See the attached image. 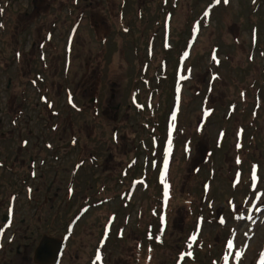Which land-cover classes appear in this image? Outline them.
Masks as SVG:
<instances>
[{
    "label": "rangeland",
    "instance_id": "rangeland-1",
    "mask_svg": "<svg viewBox=\"0 0 264 264\" xmlns=\"http://www.w3.org/2000/svg\"><path fill=\"white\" fill-rule=\"evenodd\" d=\"M20 219L59 264H264V0H0V264Z\"/></svg>",
    "mask_w": 264,
    "mask_h": 264
},
{
    "label": "flooded vegetation",
    "instance_id": "flooded-vegetation-1",
    "mask_svg": "<svg viewBox=\"0 0 264 264\" xmlns=\"http://www.w3.org/2000/svg\"><path fill=\"white\" fill-rule=\"evenodd\" d=\"M83 12V11H82ZM65 43H69V41H66ZM45 139V138H44ZM50 138H48V140H49ZM78 138H76V137H70V140L69 141H67V143L65 144V145H61V146H59L58 145V147H56V150H57V148H59V149H61V148H63L64 150H65V148H67V147H75V145H76V140H77ZM49 143V142H48ZM41 148L43 149V150H47V148L48 147H50V149H53V146H50V145H48L45 141H42L41 142ZM59 152V151H58ZM65 152L63 151V152H59V155L60 156H63V159L65 158V154H64ZM91 154H92V152H90ZM56 155V153L54 152L53 153V155L51 156V154L49 155V156H51V158L52 159H57V158H54V156ZM40 157V156H39ZM33 159V157H29V160H32ZM45 159H47V158H44V157H40L38 160L40 161V160H42V161H44ZM59 159H61V158H59ZM64 162H65V160H64ZM28 170V169H27ZM41 173H40V175H38V176H43L44 174H45V172H43V171H40ZM34 176V175H33ZM36 176H37V173H36V175H35V178H36ZM32 184V186H33V183H31ZM41 185H43V184H37L34 188H36V189H39V187L41 186ZM28 188H30V185H26ZM32 189H33V187H32ZM51 189V182H50V185H48V187L46 188V190H50ZM56 194V193H55ZM2 220H4V221H6L7 220V223L9 224V223H11L12 221H13V215L12 214H9V215H5V214H3L2 215ZM23 222H24V220L23 219H20V221L18 222V223H16L15 224V229L10 233V236L5 240V244H6V247H8V252H11V244L17 239V238H21V239H24V240H27V238H32V240L34 241V243L32 242V245L31 246H29V243L28 242H25V243H22V244H20V243H16V245L14 246V252L16 253V254H20V252H21V247H23V249H24V251L25 250H27L28 249V251L30 250H32V260H33V254H34V250H35V248H36V246L38 245V243H39V240H40V238L42 237V236H44V235H47V236H52L51 235V233L49 232V233H41L40 235H38V236H34L33 237V232H31V235L30 236H25L24 234H20L19 232H18V230L21 228L20 226H21V224H23ZM21 223V224H20ZM70 233H68L65 237H64V240H67L68 238H70ZM62 239V238H61ZM36 240V241H35ZM26 248V249H25ZM65 249V247H64V245H63V243H62V248H61V250H60V253H59V256H58V260H57V262L56 263H54V264H59V262H60V260H61V257H62V255H63V250ZM37 264V263H36Z\"/></svg>",
    "mask_w": 264,
    "mask_h": 264
},
{
    "label": "water",
    "instance_id": "water-1",
    "mask_svg": "<svg viewBox=\"0 0 264 264\" xmlns=\"http://www.w3.org/2000/svg\"><path fill=\"white\" fill-rule=\"evenodd\" d=\"M61 248L62 243L58 238L44 235L34 250L33 261L39 264H54Z\"/></svg>",
    "mask_w": 264,
    "mask_h": 264
},
{
    "label": "trees",
    "instance_id": "trees-1",
    "mask_svg": "<svg viewBox=\"0 0 264 264\" xmlns=\"http://www.w3.org/2000/svg\"><path fill=\"white\" fill-rule=\"evenodd\" d=\"M161 195H162L161 191H158V196L161 197ZM158 204H159V206H160V202H158ZM161 205H162V204H161ZM160 216H162V214H161ZM159 218H160V217H159Z\"/></svg>",
    "mask_w": 264,
    "mask_h": 264
},
{
    "label": "snow or ice",
    "instance_id": "snow-or-ice-1",
    "mask_svg": "<svg viewBox=\"0 0 264 264\" xmlns=\"http://www.w3.org/2000/svg\"><path fill=\"white\" fill-rule=\"evenodd\" d=\"M225 2H227V0H225Z\"/></svg>",
    "mask_w": 264,
    "mask_h": 264
}]
</instances>
